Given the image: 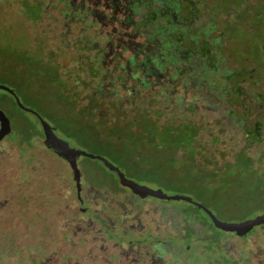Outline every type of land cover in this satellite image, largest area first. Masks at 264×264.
Here are the masks:
<instances>
[{"label":"rangeland","instance_id":"374dc122","mask_svg":"<svg viewBox=\"0 0 264 264\" xmlns=\"http://www.w3.org/2000/svg\"><path fill=\"white\" fill-rule=\"evenodd\" d=\"M95 2L0 0V110L12 128L0 142V202L10 203L5 214L10 224L0 222V249L5 253L0 254V264H40L39 259L26 256L29 247L25 238L35 235L39 241L45 239L46 253L52 251L49 235H55L59 225L67 224L72 217L76 219L78 206H82L76 197L87 186L86 178L95 188L84 194L99 214L84 211L90 221L84 214L80 223L83 238L92 244L87 249L78 237L70 236L55 250L66 254L68 245H74L77 256L71 258L72 262L100 264V245H109L104 251L113 252L110 243H126L145 255L144 240L150 236L147 232L132 234L113 218L104 202L119 184L116 175L99 160L79 157L77 163L84 176L80 184H73L68 166L39 146L42 136L38 116L70 146L106 158L139 184L167 195L189 196L222 221H239L264 212V0H133L134 27L106 23L99 14L101 5L95 7ZM87 4L93 15H88ZM117 30L126 33L119 35ZM114 109L145 112L159 126L197 125L194 144L198 167L181 166L185 156L182 150H175L178 143L173 141L169 150H147L153 144L143 143L140 147L145 151L126 168L105 149L114 151L116 143L92 137L95 143L90 145L87 137L82 140L78 132L71 131L83 124L98 125L99 117ZM112 122L105 123L118 125ZM255 125L260 134L246 135ZM31 138L29 145L18 144ZM239 152L250 159L246 170L239 167L236 175L249 176L242 187H256L260 190L257 197L229 205H224L222 197H217L215 205L206 202L202 198L208 192L206 182L196 175L197 170L203 173L226 165L235 170ZM134 166L140 174H134ZM42 170L51 175L48 185L40 180ZM10 186L21 190L12 194V190L8 192ZM41 193L48 195V204L40 205ZM134 194L121 193L110 204L129 212L136 207ZM155 200H146L138 215L147 224L149 218L143 212L149 209L151 213L154 207L160 234L183 226L186 218L195 221L192 226L199 232L203 233V228L207 232L193 241L185 264H264L263 226L245 236L224 234L193 204ZM103 216L110 218L112 225ZM14 221L20 237L9 244L10 236L15 235L11 230ZM222 239L228 251L224 257L219 248ZM161 240L167 245L162 251L164 264H175L180 238L172 234ZM83 249L92 263L82 259ZM104 257L111 264L118 262L114 255Z\"/></svg>","mask_w":264,"mask_h":264},{"label":"flooded vegetation","instance_id":"af4514ba","mask_svg":"<svg viewBox=\"0 0 264 264\" xmlns=\"http://www.w3.org/2000/svg\"><path fill=\"white\" fill-rule=\"evenodd\" d=\"M95 1H96L94 3L95 7H99V5H101L102 8L99 9V12H101V13H99V14L101 15V17L105 21H107L106 23H114V24L117 23L119 25V27H121L122 25L124 26L125 24H127V25L129 24V26L134 27V25H132L133 13L135 12V10H134L135 9V3L133 2V0H95ZM86 6H87L86 11L88 12V15H93L94 11H93V9H90V5L87 4ZM84 9L85 8L83 7V11H84ZM133 32H136V30L134 29ZM116 33L121 35V34H125L126 31L117 30ZM112 37H113V34L109 37V39H107V41H109ZM106 45H109V42H107ZM104 54H106V52H104ZM109 58H111V57H109ZM135 66L140 67L139 64H136ZM114 68H116V67H114ZM141 72H142V70H141ZM75 126H77V125H75ZM75 130H76V128H75ZM75 130H71V131H75ZM77 131L78 130H76V132ZM85 131L91 132L92 130L88 129ZM40 132H41L40 135L42 136V140H39V144H40L39 146H41V148L45 152H47L49 155L55 157V159L60 160L61 162L65 163L69 168L68 163L64 159L59 157L55 152H53L47 146L44 145V142H43L44 136H43V132H42L41 127H40ZM53 132L56 136H58L54 130H53ZM58 137L64 139L61 136H58ZM64 140H66V139H64ZM1 141H3V139ZM28 142H29V144L32 143V139L28 140ZM86 142H88V144H90V145H93L95 143L94 139L91 137V134L88 136V139H86ZM29 144H27V145H29ZM69 146H70V144H69ZM70 147L78 148L76 146H70ZM97 160H99V159H97ZM77 162H78V160H77ZM100 162L102 163V161H100ZM102 165L105 168L103 163H102ZM77 166H78V163H77ZM78 168H79V166H78ZM69 170H70V176H71L73 184L74 185L80 184V182L82 181V175L84 176L81 169L79 168V171H80V182L79 183H76L73 180V177H72L73 175H72L71 169L69 168ZM111 172H113L116 175V183H117L118 177H117L116 172H114V171H111ZM40 174H41V177H40L41 182H43L45 180L46 181L45 185H48L49 176H51L49 174V172L42 170ZM86 181H87V186H85L82 189V192L79 195L77 194V197H76L77 203L82 204V206H78L77 210L79 212H77V214H76L77 217L75 216L76 219H74L72 217V220L69 221L67 224L59 225L55 235L54 234L49 235V239L54 245L52 251H49L48 253H46V246H48V243L45 239L44 240L41 239L39 241V240H37L38 236H35V235H30V236H27L25 238L26 243L29 247V251L25 254L29 259H39L40 264H80L79 260H75L74 262L71 261V258L73 256H77L76 255L77 250L75 249L74 245H68V248L66 249V254L64 252L57 251L58 248L55 250V247L58 244L59 245L64 244L65 242L69 241V239L71 238L70 236L78 237V239L83 242L84 247H86L87 249H88L89 245L92 244L90 240L86 241L83 238V236H82L83 228H82L81 223H80L82 220L81 217H83V215L85 214L84 211L89 210L91 212H94L95 214H99L98 210H96L95 208H93L89 204V199L84 194L85 190L90 191V190H93L95 188L94 186H91L89 184V180H87V178H86ZM118 184H119V182H118ZM151 188H153V187H151ZM113 189H114V191H113L112 195L109 196L104 202V204H106V207L108 208V210L113 212V215H112L113 218L116 221H118L119 224H122L125 227H128L129 232L132 234L138 235V234H142V233L147 232L150 234V236L148 238H146V240H144L145 244H144L143 253L145 255H139L138 252H136L130 246V244H126V243L123 244V246L114 245L113 242L110 243V245H112V249H114L113 252H105L104 251V249H106L109 245L108 246L100 245V247L98 249V255H99L98 257L100 259V261H99L100 264H111L104 257V255H106V254H108L110 256L111 255L116 256V258H118L117 264H164L165 262H164V257H162V251L166 250L167 245L161 239H166V238L170 237L172 234L174 236H178L181 240V245L175 249L179 255L178 260L176 261L175 264H185L184 257L186 256V252L188 250H190V247H191L193 241H196L198 239V237L207 233V232L205 233L206 230L203 228V233L199 232L197 229L194 228V226H192V223L193 222L195 223V221L192 218L184 219L182 217L185 220L183 226L181 225L178 228L171 227L170 231L167 234H160L158 232V226L160 225V222L155 218V215L153 214V213H155L154 207L151 208V213H149L150 212L149 209H146V210L144 209L145 211L143 210L144 211L143 214L145 215V217L149 218L147 224L142 222V216L138 215L140 213V211H142V207L144 206L146 200L150 201L151 203H154L155 201H157V200H155L157 198L149 196V195L142 197L136 193V194H134L135 195V201H136V204H135L136 207L134 209H129V212H127L125 210V208H123L122 206H120L118 204H114V203H113V205H111L110 202L115 200V198H114L115 196H117L121 193H124V192H131V190L126 188V187H122L120 184L118 186L114 187ZM40 197H41L40 198V201H41L40 205L41 206H42V204H48L50 202V199H49L47 194L45 195V194L41 193ZM158 200H161V199H158ZM112 208H113V210H112ZM134 210H135V212H133ZM205 215L209 219V222H210L209 224H212L208 215L206 213H205ZM85 217L87 218V221H90V218H88L86 216V214H85ZM103 218L107 222V224L112 225L110 218H108L107 216H103ZM165 222L167 223V225L172 224L170 221H165ZM196 223L201 224L200 222H196ZM163 224H164V222H163ZM68 226H70L71 228L69 229ZM212 226H213V224H212ZM61 227L63 228V230H65V233H63V230H61ZM17 228H18L17 223L14 221L13 229H14L15 235L10 236V240L13 243H14V241L17 242L18 236L20 237V235H18V233L16 231ZM46 228L47 227L45 226V229ZM185 228H187L186 232H184ZM215 229H217V228H215ZM217 230H219V229H217ZM40 235H39V237H41ZM224 240L225 239H222L219 242L220 256L221 257H224L223 254L228 252L223 247ZM34 250H36V251H34ZM83 252H84L83 253L84 255H82V259H85V260L92 263V258L90 256L86 255L87 251H85V249H83ZM0 254L1 255L5 254V253H3L2 248L0 249ZM35 256H37V257H35ZM3 264H5V262H3ZM222 264H224V263H222Z\"/></svg>","mask_w":264,"mask_h":264},{"label":"trees","instance_id":"16d2710c","mask_svg":"<svg viewBox=\"0 0 264 264\" xmlns=\"http://www.w3.org/2000/svg\"><path fill=\"white\" fill-rule=\"evenodd\" d=\"M107 111L109 112L111 111V109L108 108ZM73 118L77 120L75 117ZM99 119L100 123H98V125L79 124V130L76 129L79 133L78 136L83 140L86 137L88 138V136L91 134V137L97 138L99 140L104 141L105 138V141L108 144H110L109 142L111 141L116 143L118 146L114 151H109L108 147H105V149L111 154H115L118 161L121 164H124L126 168L127 166L130 168L131 163L134 164V157H138V155L142 154V152L145 151L140 147L143 143H148L150 145L153 144V147H155L147 150H169L173 141H176L178 143L177 145H175V150H182L185 156L186 161L184 163H181V166L192 164L195 168L198 167L195 164V153L197 152V147L194 144L195 135H197L198 133V127L194 123L166 124L163 126H159L145 112L121 111L116 109H114L112 113H106L100 116ZM106 121H113L112 123L117 122L118 125H108L105 123ZM88 129H91L92 131H85ZM102 132L104 135L102 134ZM188 132L191 133V142H189V144L187 142ZM250 132H254L257 135L260 134L259 126L255 125L252 129L246 131V135H248ZM246 139L247 141L245 144L249 142L247 137ZM18 144H29V142L27 140L24 142H18ZM241 152L244 153V151ZM241 152L236 154V159L234 161V163L236 164L235 170L234 167H228L227 165L224 167L214 166L213 168H211V170H207L203 173L200 172V170H197L196 175L202 176V178H204L206 182V188L208 192L203 193L202 195V198L206 202L215 205L217 197H222L224 205H229V203L233 201L237 203L238 201H241L243 199H248V197H257V193L260 191L259 189H257L256 187H252L251 189L246 190L242 187V183L245 182V180L248 181L249 176L247 174H243L244 176H242L241 173H239L241 177L236 175L237 169H239V167L246 170V162L249 158L246 155L245 156L247 157V159L243 158V154H241ZM132 170L134 171V174H140V169H137L136 166L132 167ZM20 176H22L23 179L25 177L22 173H20ZM161 181L164 183V180ZM233 183H236V186L233 187ZM258 184H260V182ZM191 187L193 188V186ZM231 188H234V190H232ZM20 190L21 189L16 186L15 188L11 186L8 188V192L11 191L12 194L18 193V191ZM4 193L10 194L7 192ZM138 195L142 196V194ZM10 201L13 202L14 199H10ZM0 204V222H2L3 225L10 224L9 218L7 217V215H5L9 212L7 208L10 207V203L6 201L0 202ZM260 204L261 205L259 206L262 207L263 203ZM262 226L264 227V225ZM11 230L12 233H14L13 225L11 227ZM9 244H13V242L9 241Z\"/></svg>","mask_w":264,"mask_h":264},{"label":"water","instance_id":"95a60500","mask_svg":"<svg viewBox=\"0 0 264 264\" xmlns=\"http://www.w3.org/2000/svg\"><path fill=\"white\" fill-rule=\"evenodd\" d=\"M17 105L20 108L23 106L17 101ZM25 110L34 113L32 110L25 108ZM39 124L41 126L43 132V142L44 145L47 146L50 150L55 152L59 157L64 159L71 169L73 180L76 183L80 182V171L77 166V160L81 156H85L91 159H99L104 164L105 168L110 171H114L117 174L118 182L122 187H126L131 191L144 195H149L161 200H175V201H185L187 203L195 205L197 208L202 209L210 218L213 226L224 234H238L240 236H245L255 227H259L264 225V212L260 214H256L253 217H247L239 221H231L226 222L218 219L208 208H206L203 204L197 203L193 201V199L186 195L173 194L167 195L163 191L159 189L151 188L144 184H139L136 181L125 177L119 169L114 166L110 161L106 158L88 153L78 148L70 147L68 142L62 138L56 136L53 132L52 127L41 117L38 116ZM11 125L8 118L5 114L0 110V141L7 135L11 134Z\"/></svg>","mask_w":264,"mask_h":264}]
</instances>
